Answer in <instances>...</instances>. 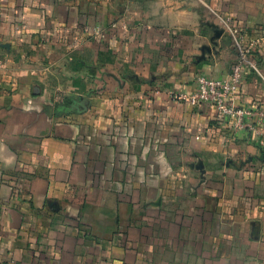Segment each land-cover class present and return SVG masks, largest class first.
I'll use <instances>...</instances> for the list:
<instances>
[{
  "label": "crops",
  "instance_id": "0c3cea01",
  "mask_svg": "<svg viewBox=\"0 0 264 264\" xmlns=\"http://www.w3.org/2000/svg\"><path fill=\"white\" fill-rule=\"evenodd\" d=\"M223 21L264 108V0H0V264H264V138L169 96Z\"/></svg>",
  "mask_w": 264,
  "mask_h": 264
},
{
  "label": "built area",
  "instance_id": "2783aa9c",
  "mask_svg": "<svg viewBox=\"0 0 264 264\" xmlns=\"http://www.w3.org/2000/svg\"><path fill=\"white\" fill-rule=\"evenodd\" d=\"M223 22L229 27L227 21ZM228 34L238 55L237 62L232 66L230 74L221 79L197 75L194 92L170 91L169 96L173 101L182 102L194 108L203 106L214 108L230 122L234 132L251 131L263 139L264 108L235 107L230 102L241 84L243 69L248 67L256 70V68L254 63L248 59L250 48L246 45L244 34L231 26L228 29Z\"/></svg>",
  "mask_w": 264,
  "mask_h": 264
},
{
  "label": "water",
  "instance_id": "95a60500",
  "mask_svg": "<svg viewBox=\"0 0 264 264\" xmlns=\"http://www.w3.org/2000/svg\"><path fill=\"white\" fill-rule=\"evenodd\" d=\"M83 103H84L83 99H80V101L78 102L79 108H80V106H83Z\"/></svg>",
  "mask_w": 264,
  "mask_h": 264
}]
</instances>
